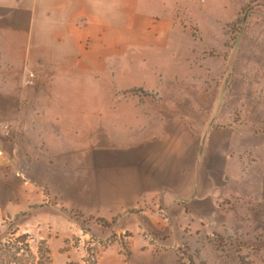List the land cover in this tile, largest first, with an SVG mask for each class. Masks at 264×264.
I'll use <instances>...</instances> for the list:
<instances>
[{
    "label": "crops",
    "instance_id": "0c3cea01",
    "mask_svg": "<svg viewBox=\"0 0 264 264\" xmlns=\"http://www.w3.org/2000/svg\"><path fill=\"white\" fill-rule=\"evenodd\" d=\"M260 66L264 0H0V205L18 190L27 205L71 197L131 234L115 244L127 255L137 233L161 249L216 237L264 264V156L251 160L248 191L227 190L243 185L240 159L223 155L241 131L217 125L257 100L233 89L256 87Z\"/></svg>",
    "mask_w": 264,
    "mask_h": 264
},
{
    "label": "rangeland",
    "instance_id": "374dc122",
    "mask_svg": "<svg viewBox=\"0 0 264 264\" xmlns=\"http://www.w3.org/2000/svg\"><path fill=\"white\" fill-rule=\"evenodd\" d=\"M242 12L244 14L245 9ZM241 19H244V16H241ZM258 59H261L260 55ZM262 66H260L259 75L264 74V67ZM30 78L32 79L33 77L30 75ZM254 88H256L255 93ZM137 89L139 87L129 89L126 92L116 87L115 92L140 93L143 95L142 90L138 91ZM143 90L147 92L145 89ZM233 90H235L238 97L243 96L244 99H247L250 98V95H255L257 98V100L246 101L249 109L243 112H235L231 118V123H227L226 121L222 123L220 121L217 122L218 126L225 129L235 124L240 127L241 133L232 132L229 134L232 136L226 137L227 145L229 142L233 143V145L229 147V151H223V155H226L225 158L230 161L235 159L239 161L240 159L241 168L237 172L239 176L236 180L238 183H243V185L240 187L234 186L233 188H229L226 185L225 188L227 190L241 189L246 192L249 190L250 174L254 176L256 173L254 171V163L251 164V160L255 155L258 157L264 156V149L262 148L264 146V78L259 79L256 87L253 85H234ZM151 93L156 95L155 92H149L148 94ZM144 97L150 99V97ZM137 103L138 101L131 99L128 106L126 103L123 105L116 103L112 109L114 110V114H120V111L123 109L129 108L130 110L135 108L133 105ZM233 122H235L234 125ZM113 128L115 129V133H117L116 129H119V127L113 126ZM136 135L141 134H133L132 136ZM142 136L145 139H149L153 134L146 131ZM220 141L224 143L221 137ZM236 143H239V146ZM253 150H257V153L253 154ZM70 166L73 167L74 165ZM227 176L228 173L226 174ZM20 180L22 182L27 180L26 174L23 171L18 174L17 182H20ZM5 184L7 191L12 192L9 188V183L5 182ZM245 185L247 186L243 189ZM40 190L42 191V189ZM17 195L12 197V203L9 196L1 198L4 207H1L2 204L0 205V249L11 246L15 250H19L18 254L22 258H25L26 254H30L29 256L32 257L31 254L35 253V261L41 260L42 264H223L218 255L221 251L223 254L225 251L223 249L228 250L226 264H249L248 254L250 253V246L229 244L231 246L225 247L216 237L212 238L210 242L209 240H198L192 246L187 244L181 246L179 244L177 248H173L176 246L173 245L175 242L173 238L171 240L172 246L169 244L167 248L161 249L158 246V242L154 241L153 236H149L152 237L151 240H146L142 234L138 235L137 233L136 238L130 245V255H127L125 251H119L120 248L124 250L123 247L115 244H126V242L130 241L131 237L129 238V235L131 234L127 231L121 236L117 235V232L111 229L115 225L116 220L109 225H104L100 218L84 215V211L88 210L82 212L78 210L79 207L72 206L73 199L71 197H68L66 200L69 206L64 207L61 205L55 206V199L51 200L48 197H40L38 201H34V203L29 202L30 204L27 205L30 195L23 196V193L19 190ZM53 201V206L38 205V202L46 205L47 202ZM9 209L13 211L17 209V211L13 213ZM123 221L125 220H122L119 227L123 226ZM259 224H264V222L262 221ZM161 229L160 231H154L157 233H164L166 231L165 228L161 227ZM183 233L188 236L187 242L189 244V240L192 239L191 235L194 234L190 235V232ZM23 240L25 241L23 242ZM5 244L6 247H4ZM40 247L43 249L48 248L46 254L49 256V259L46 258V261L42 260L43 258L39 251ZM254 248L261 254H264L262 246L258 245L257 247L254 246ZM235 252H237V255H234ZM260 256L264 258V255Z\"/></svg>",
    "mask_w": 264,
    "mask_h": 264
},
{
    "label": "trees",
    "instance_id": "16d2710c",
    "mask_svg": "<svg viewBox=\"0 0 264 264\" xmlns=\"http://www.w3.org/2000/svg\"><path fill=\"white\" fill-rule=\"evenodd\" d=\"M142 90L144 95H147L149 93L148 90H146L147 92H145L142 88L137 89ZM149 95V94H148ZM92 217V216H91ZM104 225H109L110 223L105 220L104 218H100ZM25 240H23L24 242ZM8 244V243H7ZM6 247V244L5 246ZM40 251V255L43 258L42 260L46 261V258H48L49 256L46 254V252H48V248L47 249H43L42 247H40L39 249ZM19 250H15V248L13 247H8V248H4V249H0V264H36V263H43L41 260H38V262L35 261V253H32V257L29 256L30 254H26L25 258H22L21 256H19ZM49 259V258H48Z\"/></svg>",
    "mask_w": 264,
    "mask_h": 264
},
{
    "label": "built area",
    "instance_id": "2783aa9c",
    "mask_svg": "<svg viewBox=\"0 0 264 264\" xmlns=\"http://www.w3.org/2000/svg\"><path fill=\"white\" fill-rule=\"evenodd\" d=\"M30 75L33 77L34 73L31 72ZM2 132H3L4 136H9L10 135V126H9V124H3L2 125Z\"/></svg>",
    "mask_w": 264,
    "mask_h": 264
}]
</instances>
